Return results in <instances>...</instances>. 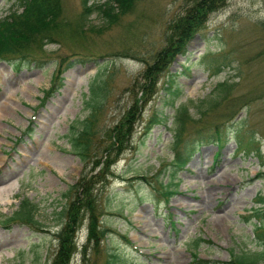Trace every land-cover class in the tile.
I'll list each match as a JSON object with an SVG mask.
<instances>
[{"label":"rangeland","instance_id":"rangeland-1","mask_svg":"<svg viewBox=\"0 0 264 264\" xmlns=\"http://www.w3.org/2000/svg\"><path fill=\"white\" fill-rule=\"evenodd\" d=\"M185 2L143 0L112 27L92 13L89 21L96 28L47 44L42 60L19 65L0 61V188L12 187L14 192L6 202L0 200V264H52L59 247L57 212L70 201L63 194L89 169L73 151L67 134L73 123L90 113L86 101L92 79L101 69L108 80L100 117L101 129H107L130 104L134 80L146 60L153 62L165 43L168 25L183 13ZM19 3L0 0V18ZM63 4L65 15L77 19L82 0ZM263 21V0H227L191 40L188 53L170 65V75L160 77L158 92L135 123L129 148L116 160L114 173L97 185L96 207L107 230L101 246L89 247L88 263L83 260L89 223L85 219L71 264H105L108 250L120 254L125 264H200L190 246L196 237L206 240L198 256L209 264L229 260L233 251L260 248L254 237L256 220L247 217L255 198L264 195ZM62 58L74 62L64 73V86L41 104L55 63ZM226 79L235 84L231 98L237 97L234 107L239 113L220 127L224 145L218 150L216 142L202 143L179 172L177 193L165 201L158 180L170 181L167 172L174 158L173 92L181 90L178 106L208 98ZM189 112L198 116L192 105ZM227 117L216 110L188 125L187 131ZM239 137L246 143L255 140L254 149L259 146L262 157L254 150L239 149ZM165 168H169L165 174L159 173ZM23 197L38 206L39 224L7 225L5 220Z\"/></svg>","mask_w":264,"mask_h":264},{"label":"trees","instance_id":"trees-1","mask_svg":"<svg viewBox=\"0 0 264 264\" xmlns=\"http://www.w3.org/2000/svg\"><path fill=\"white\" fill-rule=\"evenodd\" d=\"M143 0H105L103 2H90L82 0V11L75 20L64 13L63 0H20V7H12L8 14L0 18V61H13L19 64L36 63L43 59L45 46L50 43L60 42L66 38H77L88 28L94 29L90 24L92 13H98L105 21L106 27L121 24L123 19L131 14L137 3ZM264 2V0H263ZM227 0H186L183 13L176 16L168 25L165 33L164 45L156 51L153 62L146 60V67L138 76L130 89L131 102L123 115L110 128L101 129L100 117L107 100L108 80L102 77L101 69L98 70L89 86V95L86 103L90 113L83 119L77 120L70 126L67 137L75 154L80 158L85 168H89L80 175L77 182L69 187L63 196L70 199L62 206L58 213L60 229L56 235L59 247L52 264H71L72 258L78 250L77 234L84 220L88 223V243L83 246V260L87 262L88 248L99 249L106 229L102 228V220L96 207L98 184H104L109 175H112V166L130 146L134 133V126L141 115V111L158 92L160 77L168 72L170 65L178 55L188 53V45L194 36L202 31L210 15L224 7ZM264 28V21H263ZM75 57V56H74ZM72 60L62 58L55 64L51 85L44 90L43 101H46L56 91L64 86V73L73 65ZM235 84L228 79L216 85L208 98L181 103L176 106L181 90L173 92V136L171 149L174 158L169 168L160 170L159 173L170 175V181L158 180L161 193L166 201L176 193L178 182L175 180L179 172L194 157L195 151L202 143L216 142L219 149L224 145L226 136L220 127L225 121L234 119L238 106L234 107L237 97L231 98V91ZM231 98V99H230ZM190 105L198 109V116L194 117L189 112ZM234 108V109H233ZM218 110L226 120L211 125L208 122L200 125L195 131L188 130V125L206 118L209 113ZM238 112L236 115L235 113ZM234 114V115H233ZM233 115V116H232ZM156 120H162L157 119ZM147 130L151 129L147 125ZM255 140L245 142L238 138V148L247 151L254 150L261 158L260 147L254 149ZM251 145V147H250ZM160 175V174H159ZM158 177V176H157ZM147 179V178H144ZM75 194V197L70 194ZM38 206L28 198L20 201L19 207L9 216L5 223L20 222L29 226L39 224L36 219ZM250 221L255 218L254 237L259 249L242 253L231 252L230 259L224 262L213 261L216 264H259L264 262V195L260 193L255 199V206L247 217ZM206 240L202 237L192 239V255L200 264H209L200 260L198 250ZM120 254L107 251L105 264H125ZM88 263V262H87ZM89 263H91L89 261Z\"/></svg>","mask_w":264,"mask_h":264},{"label":"bare ground","instance_id":"bare-ground-1","mask_svg":"<svg viewBox=\"0 0 264 264\" xmlns=\"http://www.w3.org/2000/svg\"><path fill=\"white\" fill-rule=\"evenodd\" d=\"M12 187L0 188V200L6 202L13 195Z\"/></svg>","mask_w":264,"mask_h":264}]
</instances>
